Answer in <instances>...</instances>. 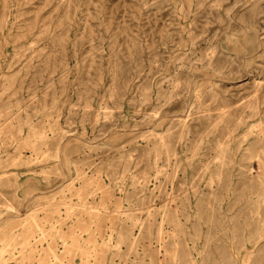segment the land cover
I'll list each match as a JSON object with an SVG mask.
<instances>
[{"label":"rangeland","instance_id":"1","mask_svg":"<svg viewBox=\"0 0 264 264\" xmlns=\"http://www.w3.org/2000/svg\"><path fill=\"white\" fill-rule=\"evenodd\" d=\"M5 1L0 264H264V139L242 140L264 125V98L234 87L245 69L264 72V0H226L206 23L197 0ZM36 13L41 27L62 23L38 35ZM250 29L263 52L244 69ZM200 102L203 118L180 136L177 119ZM167 125L162 140L150 132ZM227 130L244 146L211 157ZM64 201L83 205L66 216Z\"/></svg>","mask_w":264,"mask_h":264},{"label":"bare ground","instance_id":"2","mask_svg":"<svg viewBox=\"0 0 264 264\" xmlns=\"http://www.w3.org/2000/svg\"><path fill=\"white\" fill-rule=\"evenodd\" d=\"M5 1V0H4ZM120 1V0H119ZM245 1H248V0H245ZM245 1H243L242 3L240 4H237V3H234L232 5V7H230V11H243L245 8V5L247 4ZM210 2V3H208ZM225 2L226 0H197V5L198 7H202V18L201 20H204L205 19V23L209 20V18L211 17H214L213 15L217 12V11H220L221 9H225ZM245 2V4H243ZM6 1L3 3L5 4ZM72 3V0H67V3H66V6L69 4ZM207 3H208V6H207ZM222 7H221V6ZM240 6V8H238V6ZM118 7V6H117ZM131 7V6H130ZM68 8V7H67ZM118 10V9H117ZM42 12V11H41ZM22 13V11H21ZM84 13H87V12H84ZM140 13V12H139ZM136 14V13H134ZM149 18L151 17L150 14L147 15ZM34 21H33V25L36 26L35 24L37 23V25L39 24V31H38V35H43V36H46V37H49L51 36V32H50V29H49V25L53 24V28L55 29V26L57 25H60L62 23V20L61 18L59 20H57L55 23H51V24H48V25H45L44 27H41V23H38L37 19H38V15L37 13L35 14L34 16ZM217 18V17H216ZM84 21H83V24L82 26H84L85 22H86V15H85V18H83ZM151 19V18H150ZM220 22L223 23V21L219 18H217ZM37 20V21H36ZM69 21H70V18H69ZM157 24V22H156ZM22 25V23L20 24ZM32 25L29 24V21L28 22H24V24L20 27V30H19V34L21 37L25 36L26 33L28 32H31L32 28H30ZM204 26H201V29H203ZM205 28V27H204ZM61 29V28H59ZM200 29V30H201ZM59 31V30H58ZM186 31V30H185ZM153 28L149 29V36L150 37H154L155 38V34H153ZM191 32V31H190ZM260 32V31H259ZM258 31L257 32H254L253 30H249V33L251 36H249L247 38L246 35H242L241 37L244 39V52H246L245 54L241 55V57H245L244 61H243V68L245 69L246 68V65L245 63L247 61L246 58L248 56H252V55H255V54H261L263 52V37L262 38H259V33ZM56 32L52 33L53 36L55 35ZM166 31H164L163 29H160L159 30V36L161 39H163L166 35ZM190 34V33H189ZM261 37V36H260ZM163 41V40H162ZM113 42H115V40H111L108 42V44L110 45L111 44V48L113 47L112 44ZM24 42L21 41L20 44H23ZM44 46V45H43ZM151 47V46H149ZM150 51V50H149ZM214 49H212V52L211 53H208L207 55H205V60L209 61V60H212L213 59V53ZM215 52V51H214ZM238 53V52H237ZM215 57V55H214ZM235 57V56H234ZM247 70L245 69L243 75L244 77L238 79V81H241V82H238L236 84H234V87L236 88H241V87H245L246 85H250L251 89L247 92V94H250L251 97L248 99V102L252 101V100H257L258 101V98L259 97H263L264 98V88H262L264 86V83L259 81L260 79H264V77H262L261 75H258V73H264V72H257V73H253L255 75H252V74H249L248 72H246ZM241 75V76H243ZM233 82V81H232ZM196 85L195 84H186V82L183 83V88H190L191 87H195ZM193 95V94H192ZM4 97V96H3ZM187 97V96H186ZM252 107V106H251ZM250 107V109H251ZM100 109V108H99ZM205 110V105H203L202 102L194 105L192 111L190 112L189 109H186L184 108V111L182 113V117L181 118H178L177 119V123L179 125V133H180V136L182 134L183 131L185 130H190V127H191V122L192 121H199L203 118L204 116V111ZM14 113H16L17 111H13ZM104 113V112H103ZM106 114V113H105ZM153 114H149L147 117L148 120H150L151 122L154 121V119L152 118ZM173 115V114H172ZM249 121V120H248ZM243 123V117L241 115V112H239V115L235 118L233 124L231 125V127L229 128V130H236L237 128L239 127H242ZM249 123V122H248ZM246 124V123H245ZM252 125H250V127L248 128V125H247V128L245 131H249V134H253V136H249V134H246L244 133L242 135V140H246V143L245 144H249V140H254V143L255 141H260V140H263L264 139V125H262L258 130L257 129H252L251 128ZM172 126L170 125H167L164 129H162L159 133H155V129L154 128H150V132L151 134H155V135H158L159 139L162 140V138H164V134H167L170 130H171ZM231 135V134H230ZM230 135L228 134V130L227 132H223L222 135L220 137H218L215 141V143L213 145H210L208 147L209 151L212 152L214 151V154L212 153V156L211 157H219V151L222 149V148H228V150H230L228 152V156H230L232 153H235L234 152V149H237V148H240V147H243L244 145L241 144V141H238L236 142L235 144H232L230 145ZM67 137V136H66ZM35 138V137H34ZM155 138H153L154 140ZM150 140H152V137L150 138ZM17 141V140H16ZM19 141V139H18ZM233 142V141H232ZM15 144V143H14ZM162 144H164V146H167L168 143H166L165 141H162ZM148 145V144H147ZM150 145V144H149ZM227 150V151H228ZM41 151V150H40ZM47 154V153H46ZM38 159V158H37ZM167 163H169V161H171L169 158L166 160ZM259 162H264V158H260L258 160ZM258 163V162H257ZM168 165V164H166ZM160 170V168L158 169ZM248 176V175H247ZM140 182V181H139ZM210 186V185H209ZM173 198H175V195H172L170 200H167L166 201V205L169 207V205H171V200H173ZM65 205V208H64V212H65V215L68 216L70 214V210L69 208H72V209H80L82 207V203L81 204H77L75 202H70V201H64L63 203ZM44 207V206H43ZM41 208V207H40ZM38 207V209H40ZM41 210V209H40ZM61 210V209H60ZM76 210V211H77ZM33 212V211H32ZM24 213V212H23ZM31 213V212H29ZM37 213V212H36ZM35 213V214H36ZM60 214V213H59ZM31 215V214H30ZM141 217V216H140ZM26 218V217H25ZM66 219V218H65ZM55 221H58L57 219H55ZM257 224V223H256ZM138 225V224H137ZM137 227V226H136ZM135 227V228H136ZM255 228H256V225H255ZM257 230L253 231L251 234V237L248 239V240H251V238L253 237L254 233L256 232ZM40 233V237L42 235L43 238H45V233H44V230L41 228V231L39 232ZM234 233L235 235L239 234V231H238V228L235 227L234 228ZM134 234V232H133ZM164 236V235H163ZM241 236L240 234L237 235L236 239H237V242H240L241 241ZM129 239L132 240L133 237L132 235L129 236ZM39 240V238H38ZM160 243V242H159ZM262 244H264V242H257L256 245L254 246V250H259L261 247H262ZM38 245V244H37ZM26 248V247H25ZM248 251V250H247ZM221 257H225V255H221ZM259 254L256 255V259H259ZM82 258V257H81ZM255 259V263L257 264V261ZM229 261L226 257H225V263ZM260 263V261H259ZM245 264H247V262H245Z\"/></svg>","mask_w":264,"mask_h":264}]
</instances>
